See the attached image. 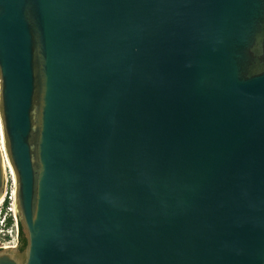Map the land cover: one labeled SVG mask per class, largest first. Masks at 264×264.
Here are the masks:
<instances>
[{
    "label": "water",
    "instance_id": "water-1",
    "mask_svg": "<svg viewBox=\"0 0 264 264\" xmlns=\"http://www.w3.org/2000/svg\"><path fill=\"white\" fill-rule=\"evenodd\" d=\"M0 134V264H264V0H0Z\"/></svg>",
    "mask_w": 264,
    "mask_h": 264
},
{
    "label": "built area",
    "instance_id": "built-area-1",
    "mask_svg": "<svg viewBox=\"0 0 264 264\" xmlns=\"http://www.w3.org/2000/svg\"><path fill=\"white\" fill-rule=\"evenodd\" d=\"M5 181V174L3 173L2 196L0 201V247H14L16 243V225L11 207L13 184L12 176L10 179V188L8 189V193L5 189Z\"/></svg>",
    "mask_w": 264,
    "mask_h": 264
},
{
    "label": "bare ground",
    "instance_id": "bare-ground-1",
    "mask_svg": "<svg viewBox=\"0 0 264 264\" xmlns=\"http://www.w3.org/2000/svg\"><path fill=\"white\" fill-rule=\"evenodd\" d=\"M0 158H1V165L5 171V168H7V172H8V176L10 177L11 179V170L8 166V163L5 159V156H4V152H3V147H2V141H1V134H0ZM0 201H1V196H0Z\"/></svg>",
    "mask_w": 264,
    "mask_h": 264
},
{
    "label": "trees",
    "instance_id": "trees-1",
    "mask_svg": "<svg viewBox=\"0 0 264 264\" xmlns=\"http://www.w3.org/2000/svg\"><path fill=\"white\" fill-rule=\"evenodd\" d=\"M18 244L20 247H24L25 245V238L20 230V224L18 223Z\"/></svg>",
    "mask_w": 264,
    "mask_h": 264
},
{
    "label": "rangeland",
    "instance_id": "rangeland-1",
    "mask_svg": "<svg viewBox=\"0 0 264 264\" xmlns=\"http://www.w3.org/2000/svg\"><path fill=\"white\" fill-rule=\"evenodd\" d=\"M2 169H3V167H2ZM3 173L5 174V179H6V181H5V189H6L7 193H8V189L10 188V179L8 177L7 168H5V171L3 169Z\"/></svg>",
    "mask_w": 264,
    "mask_h": 264
},
{
    "label": "flooded vegetation",
    "instance_id": "flooded-vegetation-1",
    "mask_svg": "<svg viewBox=\"0 0 264 264\" xmlns=\"http://www.w3.org/2000/svg\"><path fill=\"white\" fill-rule=\"evenodd\" d=\"M23 234V233H22ZM23 247H20L19 244H17L16 248L17 250H21Z\"/></svg>",
    "mask_w": 264,
    "mask_h": 264
}]
</instances>
